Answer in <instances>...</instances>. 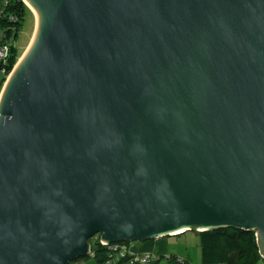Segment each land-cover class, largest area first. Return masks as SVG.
<instances>
[{
  "label": "water",
  "instance_id": "95a60500",
  "mask_svg": "<svg viewBox=\"0 0 264 264\" xmlns=\"http://www.w3.org/2000/svg\"><path fill=\"white\" fill-rule=\"evenodd\" d=\"M0 93V264L256 231L264 257V0H24Z\"/></svg>",
  "mask_w": 264,
  "mask_h": 264
},
{
  "label": "trees",
  "instance_id": "16d2710c",
  "mask_svg": "<svg viewBox=\"0 0 264 264\" xmlns=\"http://www.w3.org/2000/svg\"><path fill=\"white\" fill-rule=\"evenodd\" d=\"M32 20V10L24 0H0V47L7 46V54L0 57V92L22 54L17 40L26 22ZM191 230L197 231L200 237L202 264H253L256 259L263 258L255 230L235 226ZM170 237L166 235L162 238L171 243L172 250L156 253L154 249L135 248L136 244L157 238L105 243L101 233H97L89 239V252L73 260L76 264H87L90 258L95 264H161L163 261H166L165 264H191L189 259L178 254Z\"/></svg>",
  "mask_w": 264,
  "mask_h": 264
},
{
  "label": "rangeland",
  "instance_id": "374dc122",
  "mask_svg": "<svg viewBox=\"0 0 264 264\" xmlns=\"http://www.w3.org/2000/svg\"><path fill=\"white\" fill-rule=\"evenodd\" d=\"M32 13H33V20L26 22L20 34V37L17 40V43L19 44L22 50V54L25 52L26 48L28 47L36 27V18L33 10ZM170 236H172L170 238L172 240V243H174L176 251L178 250L177 252L179 255L189 259L191 264H202L200 237L197 231L189 230L180 236H176V234ZM165 263L166 261H163L161 264H165ZM71 264H76V261L72 260ZM87 264H95L94 259L90 258ZM143 264H148V263H143ZM253 264H264V257L262 259L260 258L256 259L253 262Z\"/></svg>",
  "mask_w": 264,
  "mask_h": 264
},
{
  "label": "crops",
  "instance_id": "0c3cea01",
  "mask_svg": "<svg viewBox=\"0 0 264 264\" xmlns=\"http://www.w3.org/2000/svg\"><path fill=\"white\" fill-rule=\"evenodd\" d=\"M136 250H145V249H149V250H155L156 253L159 252H168L170 249L172 250V245L170 242H168L167 240L163 239L162 237H158L157 239H155L154 241H149V242H141L139 244H136Z\"/></svg>",
  "mask_w": 264,
  "mask_h": 264
},
{
  "label": "built area",
  "instance_id": "2783aa9c",
  "mask_svg": "<svg viewBox=\"0 0 264 264\" xmlns=\"http://www.w3.org/2000/svg\"><path fill=\"white\" fill-rule=\"evenodd\" d=\"M6 48H7V46H3V48L0 47V57H3L5 54H7Z\"/></svg>",
  "mask_w": 264,
  "mask_h": 264
},
{
  "label": "bare ground",
  "instance_id": "6f19581e",
  "mask_svg": "<svg viewBox=\"0 0 264 264\" xmlns=\"http://www.w3.org/2000/svg\"><path fill=\"white\" fill-rule=\"evenodd\" d=\"M23 55V54H22ZM21 58V57H20Z\"/></svg>",
  "mask_w": 264,
  "mask_h": 264
}]
</instances>
